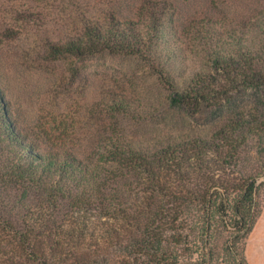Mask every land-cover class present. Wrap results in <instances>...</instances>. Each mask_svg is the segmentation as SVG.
<instances>
[{
  "label": "trees",
  "instance_id": "1",
  "mask_svg": "<svg viewBox=\"0 0 264 264\" xmlns=\"http://www.w3.org/2000/svg\"><path fill=\"white\" fill-rule=\"evenodd\" d=\"M243 1L184 18L146 0L141 26L78 0H0V47L56 25L59 40L31 41L33 53L140 57L201 126L113 131L87 153L42 147L0 85V264H247L264 205V0ZM108 96L112 111L134 113Z\"/></svg>",
  "mask_w": 264,
  "mask_h": 264
},
{
  "label": "rangeland",
  "instance_id": "2",
  "mask_svg": "<svg viewBox=\"0 0 264 264\" xmlns=\"http://www.w3.org/2000/svg\"><path fill=\"white\" fill-rule=\"evenodd\" d=\"M182 17L210 10L231 12L246 8L243 0H166ZM97 16L111 10L121 21L141 25L146 0H78ZM89 15V14H88ZM58 27L49 25L22 34L15 43L0 47V85L10 100L19 126L44 147L61 141L87 153L109 133L150 136L170 129H198V120L169 104L166 90L140 57L97 54L83 60L33 53L31 41L59 40ZM191 59H193L191 57ZM196 65L187 66L181 76ZM179 80V79H178ZM108 93L124 99L134 113L112 111ZM21 124V125H20ZM258 201L264 204V187ZM251 250L248 249L247 261ZM214 264H227L225 259Z\"/></svg>",
  "mask_w": 264,
  "mask_h": 264
},
{
  "label": "crops",
  "instance_id": "3",
  "mask_svg": "<svg viewBox=\"0 0 264 264\" xmlns=\"http://www.w3.org/2000/svg\"><path fill=\"white\" fill-rule=\"evenodd\" d=\"M249 248L252 254L250 260L247 261V264H264V205L262 206L261 213L246 240V260Z\"/></svg>",
  "mask_w": 264,
  "mask_h": 264
}]
</instances>
